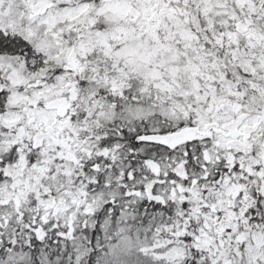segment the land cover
Instances as JSON below:
<instances>
[{
    "label": "snow or ice",
    "instance_id": "obj_1",
    "mask_svg": "<svg viewBox=\"0 0 264 264\" xmlns=\"http://www.w3.org/2000/svg\"><path fill=\"white\" fill-rule=\"evenodd\" d=\"M0 264H264V0H0Z\"/></svg>",
    "mask_w": 264,
    "mask_h": 264
}]
</instances>
